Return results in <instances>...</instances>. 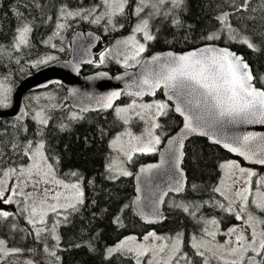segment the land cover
<instances>
[{"label":"snow or ice","instance_id":"6c2138e0","mask_svg":"<svg viewBox=\"0 0 264 264\" xmlns=\"http://www.w3.org/2000/svg\"><path fill=\"white\" fill-rule=\"evenodd\" d=\"M251 3L252 0H216L210 4L214 14L207 18L211 27L206 26L197 37L202 46L180 54L169 51L153 55L147 60L142 79L136 82L139 90L128 95L155 96L156 90L162 88L166 99L141 104L132 100L124 107L114 108L125 124L133 112L148 124L139 136L126 129L109 142V146L126 157L129 163L136 154L149 155L160 151L162 135H166L157 134V130L163 128L162 118L170 119L173 112L183 118L179 132L168 138L166 148L160 152V162L140 168L141 173H150L167 165L170 177L166 190L153 194L155 199L151 201L148 214L152 219L145 217L146 221L156 223L166 219L159 205L164 202L163 196L169 193L201 195L183 196L170 205L193 223L196 229L193 234L176 229L167 236L154 230L140 237L126 236L102 251L105 264H211L213 259L219 264H264V175L243 166L238 159L225 158L214 164V180L204 183L201 149L195 139H192L190 148L185 144L190 137H208L229 153L253 164L264 165V136L249 133L216 137L208 131L229 124H264V73L247 58L232 51L230 46H219L239 43L264 56V33L256 37L259 45L253 35L244 34L249 25L254 28L256 23L252 13L257 10L251 7ZM44 6L43 0H26L23 11L18 6L15 15L19 23L14 29L12 49L19 51L29 45L34 25L25 12L33 9L42 13ZM52 6L55 12L46 19L54 23L53 36H59L77 18L102 25L106 32L109 27L119 30L126 24L130 26L129 35L117 41V46H123V50L113 55V49H106L100 53L98 64H104L106 59H115L125 68L132 66L129 61L141 63L139 58L148 50L149 43L159 39L157 25H170L189 33L195 30L184 20L188 0H57ZM260 12V26L264 28V0H261ZM183 38L187 40L188 36ZM121 56L122 60L119 59ZM53 59L49 56L36 63ZM7 92L0 84L2 108L8 107ZM120 96V91H112L101 97L98 103L101 108H113V102ZM137 108L140 111H135ZM81 118L76 114L69 117L72 120ZM33 119L41 130L34 132L32 138L27 135L19 139L11 137L7 128L0 125V233L5 237L0 238V264H19L26 253L35 256V247L15 246L6 238L12 234L26 239L25 231L32 237L33 244H41L42 251L51 258L50 264H62L57 251L61 249L62 239L58 229L71 225L70 217L79 211L78 206L85 204V185L95 184L94 179L86 180L77 171L68 174L74 178L71 182L58 174L60 159L49 155L51 149L46 147L42 131L50 118L43 111H37ZM17 131L27 133L29 129L24 127ZM5 135L10 138L6 140ZM124 136L128 137L127 147ZM254 141L259 143L253 144ZM186 156L191 162V177L182 167ZM123 163L119 167L114 161L107 164L105 172L109 175L105 178L115 181L121 176H133ZM198 171L200 182H197ZM136 203L139 205V198ZM50 214L60 219L50 224ZM139 214L145 215L142 210ZM21 221L29 227L22 228ZM112 223L122 226L120 215L114 214ZM217 236H221L222 241L217 240ZM90 240L91 237L87 246L95 251ZM68 246L79 248L84 244L69 243ZM23 264H36V260L26 259Z\"/></svg>","mask_w":264,"mask_h":264},{"label":"trees","instance_id":"16d2710c","mask_svg":"<svg viewBox=\"0 0 264 264\" xmlns=\"http://www.w3.org/2000/svg\"><path fill=\"white\" fill-rule=\"evenodd\" d=\"M26 0H0V84L8 86L12 91L17 84L29 73L35 71L39 67L51 61L67 59L71 52V38L78 29H92L97 31L101 36L100 53L106 49H113V55L117 51V41L123 39L130 31V26L126 24L125 28L113 30L109 27L108 31H104L102 25L88 23L80 19L71 21V26L63 30L59 36H53L54 23L47 20V16H52L55 8L52 5L57 4V0H43V12L39 10L28 9L25 15L34 25L33 32L30 36L28 46H23L19 51L12 49V39L15 27L19 20L15 15L18 6L23 11V3ZM216 0H188V10L184 15V20L187 24L194 26V31L187 32L184 29L176 30L170 25L161 27L159 39L150 42L148 50L143 54V57L155 51L172 49L175 51H187L199 46L202 42L197 39L200 32L204 28L211 27L208 22V17L214 14V9L210 4ZM261 0H252L251 7L257 11L252 13L256 17L255 27L249 25L245 35H253L256 38L260 33H264V28L260 26ZM248 15V13H245ZM243 23V22H241ZM175 33V35H173ZM184 35L188 36L185 40ZM52 39L49 40V37ZM256 43L260 41L256 38ZM55 47H52V45ZM220 46H230V48L242 53L255 68L264 73V56L257 52L247 49L246 46L239 43L231 45L221 44ZM63 49V50H61ZM100 55V54H99ZM54 57L53 60L47 63L37 64L39 60H44L47 57ZM119 59H123L122 56ZM99 60V56H98ZM139 63H135L131 67L135 68ZM121 63H116L115 59H106L104 64L86 66L83 73H91L98 70H108L111 73H116L125 69ZM46 92V93H45ZM40 94L36 104L44 106V114L49 117V124L42 128L46 147L51 149L49 155L58 156L60 164L57 166L58 174L63 178L67 177L71 182L74 178L68 174L71 171L79 172L86 180H95V184L85 185V204L79 207V211L73 213L70 217L71 225L68 227L61 226L58 231L61 235V249H57L58 254L62 257V264H105L102 259V251L106 246H111L123 237L129 234L143 235L150 229H155L160 234L170 235L174 230L180 229L187 234H193L196 229L193 223L187 219L176 209L170 208L174 200H178L183 196H200L201 193L191 194L189 192L182 193L178 196H170L165 203L166 219L160 224L150 225L143 222L135 214L132 208V200L134 197V181L133 176H121L118 180H109L105 177L109 175L105 172V166L109 164L115 156V150L109 146V142L116 134L123 129L122 120L115 114L114 109H108L100 112L81 113L73 110L68 101L66 90L62 85H53L46 90L31 92L26 96V104L29 110V115L24 120H16L4 118L0 120V125L7 128L11 137L19 139L27 135L32 138L34 132L41 130V126L33 119L34 111L30 97L33 94ZM156 97L163 98L159 93ZM132 98L123 96L120 102L128 101ZM12 105V94H10ZM119 102V103H120ZM76 114L81 119L72 120L69 117ZM167 122H164V121ZM162 132L166 133L165 139L173 134L182 124L181 117L174 112L170 113L169 118H162ZM15 125V127H13ZM61 125L65 127L61 128ZM27 127V133L17 129ZM2 131V129H0ZM103 131V135H101ZM9 135H5L8 140ZM197 141V147L201 149L204 176L203 182L207 183L214 180L215 169L214 164L221 159L231 158V156L220 147L209 143L205 138H193ZM192 139L187 143L186 148L191 147ZM157 154V153H156ZM156 154L142 155L138 154L134 157L131 167L133 175L139 164L143 162L153 161L156 159ZM183 166L191 177L192 173L191 162L188 157H185ZM197 182H200V173H196ZM204 198L207 199V194L204 193ZM124 205H128L124 208ZM123 209L121 212L120 210ZM120 215L122 226L112 223L113 215ZM55 216L52 214L50 217ZM22 228H28L24 221H21ZM26 239L16 242L15 236L7 235L10 244L15 246L27 245L29 248L37 249L35 256L31 253H26L20 258L19 264H23L26 259H35L36 264H50L51 258L47 253L42 251L40 243L33 244L32 237L24 232ZM91 237L92 251L87 245ZM0 238H5L0 233ZM83 238V239H81ZM48 243L52 241L49 239ZM69 243H82L84 246L79 248L69 247Z\"/></svg>","mask_w":264,"mask_h":264},{"label":"water","instance_id":"95a60500","mask_svg":"<svg viewBox=\"0 0 264 264\" xmlns=\"http://www.w3.org/2000/svg\"><path fill=\"white\" fill-rule=\"evenodd\" d=\"M101 40L102 36L95 30H76L70 42V56L67 59L55 60L47 63L26 75L13 90L12 106L8 109H0V120L4 118L17 120V117H20L19 120L26 119L29 115V110L26 104V96L31 92L48 89L52 85L64 86L67 93V101L70 107L73 110L84 114L112 109L101 108L100 104L98 103L101 97L108 95L112 91L121 92V96L113 102V108L122 100L123 96H128L134 99H151L156 97L160 93L162 97L166 99L164 95L165 90L162 88L156 90L155 96L144 95L142 97H136L128 95V93H133L139 90L136 86V82L142 79V74L145 71L144 64L151 58V56L162 55L169 51L180 54L192 50L190 49L187 51H175L172 49H167L162 51H155L143 57L141 63H139L137 67L128 68L116 73H111L108 70H98L88 74L83 73L85 66L93 65L94 63L98 62V55L100 54L98 48L101 44ZM231 50L237 52L239 55L244 56L242 53L232 48ZM89 60L93 62L87 63V61ZM100 73H106L107 75L100 76ZM175 114L179 116V114ZM181 119L183 121L182 117ZM181 127L182 124L177 131H175L164 140L162 146L160 147V151L156 155V159L139 164L133 175L134 197L132 200V208L139 219L147 224L157 225L162 222L158 221L156 223H148L145 217H147L148 220L152 219V217L148 214L151 211V201L155 199V196L153 194H161L162 191H165L166 186L170 181V177L167 172V165L160 169H154L150 173H141L140 168L147 165L159 163L161 159L160 152H163L166 148L168 138L171 136H175L179 132ZM208 131L210 135H215L216 137L236 136L249 133L259 137L264 136V124H229L224 125L223 127L208 129ZM193 138L196 137H190L189 140L185 142L186 146L187 143ZM200 138H205L209 141V143L213 144L208 137ZM256 143H259V141L253 142V144ZM218 147L223 149L221 146ZM223 150L227 152L231 157L239 159L246 165L257 168H264V165L253 164L250 161H246L243 158L238 157L234 153H229L225 149ZM182 167H184L183 164ZM170 196L178 195L169 193L167 196H163L164 202L159 205L160 211L162 212L163 216H165V203ZM137 198H139V205L136 203ZM140 210L143 211V213L145 214L144 216H141L139 214Z\"/></svg>","mask_w":264,"mask_h":264},{"label":"rangeland","instance_id":"374dc122","mask_svg":"<svg viewBox=\"0 0 264 264\" xmlns=\"http://www.w3.org/2000/svg\"><path fill=\"white\" fill-rule=\"evenodd\" d=\"M130 32V31H129ZM129 32H128V34L127 35H129ZM126 35V36H127ZM125 36V37H126ZM124 37V38H125ZM123 38V39H124ZM139 38V37H138ZM123 39H121V40H123ZM100 48H101V46H100ZM117 51H122L123 50V46H118L117 47V49H116ZM142 57H143V54H142V56L139 58L140 60L142 59ZM123 58V57H122ZM52 62V61H51ZM50 63V62H49ZM129 63L131 64V65H134L136 62H133V61H129ZM3 88L4 89H7L8 90V92H7V95H8V101H7V103H8V106L10 105V103H11V100H10V94H12V90L8 87V86H6V85H3ZM37 92V91H36ZM46 93V92H45ZM40 94H43V93H38V94H33V95H31V97H30V101L32 102V108H33V111H34V115H35V113L37 112V111H43L44 112V106L42 105H40V104H36V102L38 101L37 99H39L38 97L40 96ZM158 99H164V98H158V97H156V98H151V99H130V100H128V101H125V102H120V103H118L115 107H117V106H120V107H124V106H126V105H128L132 100H136V102H137V104H141V103H147V102H152L153 100H158ZM36 101V102H35ZM114 107V108H115ZM2 108V107H1ZM113 108V109H114ZM135 111H140V109L139 108H137ZM115 112V111H114ZM115 114H116V112H115ZM117 115V114H116ZM122 120V119H121ZM123 124H124V127H123V129L121 130V131H119V132H116V134L113 136V138L116 136V135H118V134H121V133H123L126 129L127 130H130L134 135H137V136H139V135H141L142 133H144L145 132V129L148 127V124L147 123H145L144 121H141L138 117H136L135 116V114H134V112L133 113H130L129 114V122L127 123V124H125L124 122H123V120L121 121ZM161 122H162V120H161ZM150 123V122H149ZM163 123V122H162ZM162 133H164V132H162L161 131V129H158L157 130V134H162ZM112 138V139H113ZM127 140H128V137H126V136H124L123 137V142L125 143V147H127ZM164 140H165V135H162V143H161V145L159 146V149H160V147L162 146V144H163V142H164ZM115 156H114V158L112 159V161L111 162H115L116 163V165L119 167L120 165H121V162L123 161L124 163H123V166L124 167H126L129 171H132V167H131V163H129V162H127L126 161V157H124L121 153H118L117 151H115ZM158 153V152H157ZM154 154H156V153H154ZM136 155H138V154H136ZM135 155V156H136ZM149 155H152V154H149ZM134 156V157H135ZM134 157H133V159H134ZM229 159H237V158H235V157H231V158H229ZM239 160V159H238ZM242 163V162H241ZM242 165L243 166H245V167H251V168H254L257 172H259L260 174H262V175H264V168H262V169H259V168H256V167H252V166H249V165H246V164H244V163H242ZM52 214H50V216H51ZM56 219H60V217H57L56 215L55 216H53V217H50V220H49V223L51 224V222L52 221H54V220H56ZM155 231V229H150L149 231ZM157 232V231H156ZM158 233V232H157ZM159 235H164V234H160V233H158ZM24 236H25V234H24ZM126 236H137V237H140V236H138V235H136V234H129V235H126ZM125 236V237H126ZM142 236V235H141ZM164 236H166V235H164ZM124 238V237H123ZM122 238V239H123ZM15 241L16 242H20V240H22L21 242H23V239H20L19 237H16L15 236ZM222 237L221 236H217V240H219V241H222ZM118 242V241H117ZM113 245V244H112ZM226 258H229L230 259V257H226ZM211 264H219V262L218 261H216V260H212L211 261Z\"/></svg>","mask_w":264,"mask_h":264},{"label":"flooded vegetation","instance_id":"af4514ba","mask_svg":"<svg viewBox=\"0 0 264 264\" xmlns=\"http://www.w3.org/2000/svg\"><path fill=\"white\" fill-rule=\"evenodd\" d=\"M98 56H99V55H98ZM88 66H89V65H88ZM85 67H86V66H85ZM85 67H84V68H85ZM91 73H92V72H91ZM85 74H88V73H85Z\"/></svg>","mask_w":264,"mask_h":264}]
</instances>
